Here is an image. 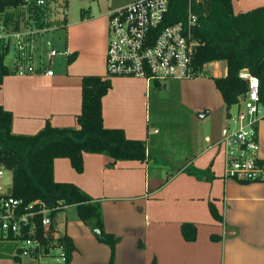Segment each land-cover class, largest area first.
Wrapping results in <instances>:
<instances>
[{
  "label": "crops",
  "instance_id": "crops-1",
  "mask_svg": "<svg viewBox=\"0 0 264 264\" xmlns=\"http://www.w3.org/2000/svg\"><path fill=\"white\" fill-rule=\"evenodd\" d=\"M111 9L106 4L103 11L87 12L74 21L69 28L71 40L66 37L65 42L66 61L72 57L70 63L66 62L69 66L65 72L56 73L50 66L35 67L33 73H11L3 78L0 105L13 114L14 133L35 134L46 122L55 127L77 126L81 77L107 73V13ZM29 18L26 27H37L30 33L53 26L50 19H43L50 24L40 29L42 21ZM94 21L97 25L90 29L96 39L88 51L82 52L74 36L83 25L90 26ZM9 22L15 19H6L0 26V39L6 38L2 30ZM46 43L47 48H53L49 40ZM21 45L23 49L18 51L27 47ZM18 54L8 61L13 64V72L17 63L27 61L17 59ZM83 55L87 60L79 61ZM27 58L32 60L31 54ZM8 62L4 60L10 68ZM219 62L224 61L207 64L218 66ZM47 69H52L51 76L43 74ZM108 78L111 86L101 101L103 125L123 129L130 139L144 140L147 161L123 160L108 166V156L83 153L82 171L76 172L67 158H56L53 171L56 181L71 182L99 200L104 230L119 237L112 264H264V180L224 178L221 138L227 132L225 120L212 122L211 110L203 101H187L183 80L171 79L156 87L140 77ZM210 82L215 88L212 79ZM167 107L173 112L165 110ZM257 140L258 155L264 160V119L257 125ZM59 213L55 226L74 245L68 264H81L80 259L85 257L86 264H106L109 248L78 218L76 210L71 217L65 210L61 219ZM12 243L0 240V264H22L23 256L17 254V245ZM34 259L38 264H52L51 260L39 263Z\"/></svg>",
  "mask_w": 264,
  "mask_h": 264
},
{
  "label": "trees",
  "instance_id": "trees-1",
  "mask_svg": "<svg viewBox=\"0 0 264 264\" xmlns=\"http://www.w3.org/2000/svg\"><path fill=\"white\" fill-rule=\"evenodd\" d=\"M26 3L27 0H0V14L8 8H17ZM187 5L188 0H169L162 25L184 19ZM191 6L198 15L194 34L200 40L192 65L195 71H200L209 62L226 63L225 75L210 76L224 103L226 117L231 107L238 104L240 97L247 91L246 80L239 77L243 68L259 79L264 101V5L241 13H234L232 0L193 1ZM63 19L61 26L66 29V18ZM5 52L0 54V85L3 78L11 74V69L4 63ZM71 59L70 55L67 62ZM110 86V78L106 76L83 75L77 126L55 127L46 122L32 135L14 133L13 114L0 105V167L11 171V185L4 196L20 199L22 204L41 199L49 207H56L61 201L62 204L52 211V216L66 206L73 205L78 218L86 224L88 219L96 217L101 232L98 239L109 246V264L113 261L119 237L104 230L99 200L91 198L71 182L56 181L53 167L56 158H67L71 167L80 172L83 169V153L108 156V166L123 160L147 161L149 155L144 140L130 139L123 129L103 125L101 101ZM35 236L44 245L47 254L52 243L50 231L38 225ZM14 239L9 237L6 240ZM59 240L65 246L68 264L74 245L65 234ZM31 257L36 258L38 255L31 253ZM148 264L155 263L152 261Z\"/></svg>",
  "mask_w": 264,
  "mask_h": 264
},
{
  "label": "built area",
  "instance_id": "built-area-1",
  "mask_svg": "<svg viewBox=\"0 0 264 264\" xmlns=\"http://www.w3.org/2000/svg\"><path fill=\"white\" fill-rule=\"evenodd\" d=\"M193 1L197 3L201 0H188L184 19L166 25L162 24L169 0H133L109 10L105 60L107 74L140 77L152 86L157 83L155 86L158 87L171 79L197 77L199 71H195L192 59L200 40L194 34L198 15L192 9ZM35 4H45V0H36ZM19 49H23V46L20 45ZM48 49V59L59 53L54 48ZM14 72L24 75L35 72V68L17 63ZM43 74L51 76L53 71L47 69ZM239 77L247 82V91L242 99L245 110L228 116L235 129L224 132L221 138L225 151L223 176L237 181H263L264 160L258 155L257 140V125L264 119L260 81L246 68L240 70ZM2 169L0 167V176ZM5 193L0 197V239L15 238L12 241L17 245L20 256L31 257V253H34L38 255L36 259L39 263L41 259L49 258L52 264H66L67 252L59 240L63 234L55 226V216L51 215L62 202L59 201L56 207H49L41 199L22 204L20 199L4 196ZM38 225L50 231L52 236L47 254L44 245L35 236ZM36 247L37 252L34 251Z\"/></svg>",
  "mask_w": 264,
  "mask_h": 264
},
{
  "label": "rangeland",
  "instance_id": "rangeland-1",
  "mask_svg": "<svg viewBox=\"0 0 264 264\" xmlns=\"http://www.w3.org/2000/svg\"><path fill=\"white\" fill-rule=\"evenodd\" d=\"M35 1L36 0H27L25 5L19 6L17 8H8L4 13L0 14V26H2L6 19L11 20V17L15 19L14 23L9 22L8 25L2 30V32L7 34V36L6 38L4 37L0 39V54L4 53V45H6L9 51L7 49L4 54L5 62L10 61L11 59L13 60V58H15V54L19 53L17 59L23 57L21 60H27L26 63H22L24 66L27 65V62H30L34 68L50 66L55 70L56 73H63L70 63H66L67 61L65 59V40L66 37L68 42L71 40L69 28L73 26L74 21L86 15L87 12L90 14H97L99 11H103L106 4L112 8H115L127 4L132 0H45V4L42 5L35 4ZM232 2L234 3V7L237 8L235 9L236 13L240 11V8H242L241 12H246L255 7L264 5V0H247L246 3L248 5L244 4V0H232ZM241 5L242 7H240ZM90 6L91 8L89 9ZM29 15L33 16L35 19H40V21L43 19L48 21V19H50L53 26L48 28L46 31H41V28L48 27L50 24L42 21L40 23L42 26L40 25V27H38L41 30H39L37 33H35L36 31L30 33L31 29L36 30L37 27L34 25L31 27H26L28 21L30 20ZM63 17H66L67 30L61 25H58L59 23L62 24ZM93 23L94 24L90 26L83 25V28H81V30L77 33L76 37L74 36V39L76 38L74 42L77 43L82 52L88 51L91 43L96 39L95 35L92 34L91 29L96 27L97 21H94ZM15 34H19L18 37L14 36ZM45 40H49L52 44V47L59 52L56 56H54L52 63H50L48 59L49 49L45 45ZM22 43L27 45V47L24 48V50L18 51V48ZM20 53H23V56H21ZM27 54H31L32 60L27 58ZM87 58V55H83L79 61H85ZM8 63L10 65L11 73H15L12 70L13 64L11 62ZM224 72V62H219L218 66L216 64H206L199 71V74L196 78L190 80V82L183 80L181 84L182 86H185L184 98L187 101L190 100L191 103L203 101L211 110V121L213 122L214 119H224L227 126V131H231L235 129V125L231 123L225 116L224 106L222 105L220 95L216 90H214L215 88H213L210 82V76H213V74L220 76L223 75ZM105 75L107 77H111L107 73ZM165 110H170L173 112V109L169 107L165 108ZM238 110H245L242 100H240L238 104L231 107L230 114L237 115ZM2 171L3 174L0 176V186L2 187V190H0V193L7 192L11 185V171L6 169H2ZM65 210H67V214L70 217L75 212L73 205L68 206L67 208L60 211L58 217L59 219L64 216L63 212ZM104 245L109 248L107 244L104 243ZM91 254L92 253H90V255ZM90 255L87 257H90ZM85 258L80 259L81 264H86ZM109 259H107L106 264H109ZM45 260L48 261L50 259H41L43 262ZM21 263L38 264L33 257L27 258V256H23Z\"/></svg>",
  "mask_w": 264,
  "mask_h": 264
},
{
  "label": "water",
  "instance_id": "water-1",
  "mask_svg": "<svg viewBox=\"0 0 264 264\" xmlns=\"http://www.w3.org/2000/svg\"><path fill=\"white\" fill-rule=\"evenodd\" d=\"M48 43H46V46L48 47ZM244 98V96L242 95L241 97H240V100H242ZM87 225L89 226V228L95 233V235L99 238V237H101V232H100V230H99V228H98V225H97V218L96 217H92V218H90V219H88V221H87ZM34 251L35 252H37L38 251V248L36 247L35 249H34Z\"/></svg>",
  "mask_w": 264,
  "mask_h": 264
}]
</instances>
